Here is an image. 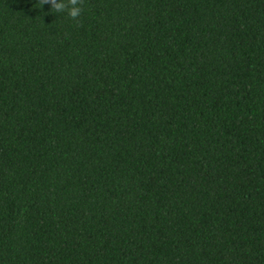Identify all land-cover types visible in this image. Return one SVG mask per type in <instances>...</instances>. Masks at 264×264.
Segmentation results:
<instances>
[{
  "label": "trees",
  "instance_id": "16d2710c",
  "mask_svg": "<svg viewBox=\"0 0 264 264\" xmlns=\"http://www.w3.org/2000/svg\"><path fill=\"white\" fill-rule=\"evenodd\" d=\"M0 0V264H264V0Z\"/></svg>",
  "mask_w": 264,
  "mask_h": 264
},
{
  "label": "clouds",
  "instance_id": "9594fccd",
  "mask_svg": "<svg viewBox=\"0 0 264 264\" xmlns=\"http://www.w3.org/2000/svg\"><path fill=\"white\" fill-rule=\"evenodd\" d=\"M49 4L50 12L56 14H66V16L73 21H79L82 14L80 6L81 0H41V4Z\"/></svg>",
  "mask_w": 264,
  "mask_h": 264
}]
</instances>
